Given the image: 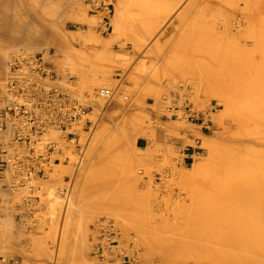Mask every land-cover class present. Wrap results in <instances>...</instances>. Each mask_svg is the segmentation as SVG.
<instances>
[{
	"label": "rangeland",
	"instance_id": "rangeland-1",
	"mask_svg": "<svg viewBox=\"0 0 264 264\" xmlns=\"http://www.w3.org/2000/svg\"><path fill=\"white\" fill-rule=\"evenodd\" d=\"M76 1L55 9L53 40L41 27L33 42L10 29L9 44L0 41L1 106L11 60L47 52L58 73L50 84L90 109L87 129L77 125L78 136L64 147L68 160L37 180L33 195L8 191L0 256L22 264H96L105 257L114 264H194L188 255L196 253L205 264H264V241L244 217L201 213L213 207L209 151L235 131L232 109L233 116L219 104L230 93L217 86L212 58L264 52V0H112L108 32L86 0ZM25 2L33 15L37 5ZM102 88L113 91L110 100L98 95ZM190 147L193 158L186 157Z\"/></svg>",
	"mask_w": 264,
	"mask_h": 264
},
{
	"label": "bare ground",
	"instance_id": "bare-ground-1",
	"mask_svg": "<svg viewBox=\"0 0 264 264\" xmlns=\"http://www.w3.org/2000/svg\"><path fill=\"white\" fill-rule=\"evenodd\" d=\"M8 1H4V6L1 4L3 10L0 13V37H4V39L2 38L4 41L2 39L0 40L2 42H5V40L9 42V40L5 38L8 36L9 29L11 33L20 38V40L33 42L37 38L38 29L41 27L46 28L48 31L46 34L47 38L53 40L54 36L52 35L56 32L52 34L51 26L53 24L51 19L54 14H58L55 13V9L59 8L57 6L60 4V8L62 4L64 6L66 5V8L76 6L75 4L73 6L75 0H30L32 1L30 2L31 6L37 5L38 7L32 15L25 0H18L15 3L11 2V4ZM25 4L27 6H25ZM182 13L183 12L178 15L179 19ZM81 14L79 13V15ZM183 16H181V18ZM78 17L81 19V16ZM93 17L97 21L98 16ZM105 30L104 27V31ZM11 41L12 40H10V42ZM8 42L7 44H9ZM49 43V41H45L44 46H47ZM254 43V46H256L257 43ZM198 48L201 49L200 46ZM199 51L200 53L197 52L199 53L197 54L199 57L206 56V53L204 54L201 50ZM255 52L257 58L255 57L252 59H244L241 57L236 59L230 57L231 59L228 58L226 62L221 59H214L215 57L212 58L214 75L219 78L218 81L216 80V83H218L217 86L220 85L221 90L230 93L225 96L224 99L221 97L222 94L220 93V97L223 100L219 98V104L223 106L224 112L229 115L231 113H228V111L232 109L234 118L231 117L233 116L232 114L229 117H231V119L233 118L235 131L229 133V136L227 133L230 131L226 133L228 138L225 139L223 144L221 143L222 145L217 151L211 149V153L213 154L209 151L210 158L213 159V164L212 169L207 172L210 173L205 180L209 185L208 188L210 187L211 189V193H209L211 196L209 199H211L210 203L213 201V207H211V209L205 208V210L203 208L201 212L203 216H201L244 217L247 221V227L252 229L247 230L254 231L258 234L256 236L260 237L259 241L262 242L264 241V59H262L264 52L259 48L256 49ZM45 54H47V52ZM108 57H105V59ZM208 57L211 58V56ZM201 59L202 58H200V60ZM216 77L214 78L216 79ZM214 83L215 82H213V84ZM0 104H2V100H0ZM227 127H224V129ZM230 127L232 128V125ZM209 144L207 143L208 146L206 145L208 149L209 146H211V143ZM211 147H213V145ZM213 149L215 148L213 147ZM56 165L55 167L61 166ZM53 171L55 172V170H52V173ZM49 173L52 174L51 172ZM205 176L207 177V174ZM201 184L202 187L205 185L204 182ZM210 189L205 190L210 191ZM207 196L209 197L208 194ZM206 209L208 211H206ZM260 232L262 235H259ZM62 238L65 237L63 236ZM188 257L192 259L194 264H205L196 253L189 254Z\"/></svg>",
	"mask_w": 264,
	"mask_h": 264
},
{
	"label": "built area",
	"instance_id": "built-area-1",
	"mask_svg": "<svg viewBox=\"0 0 264 264\" xmlns=\"http://www.w3.org/2000/svg\"><path fill=\"white\" fill-rule=\"evenodd\" d=\"M85 2L88 13L101 16L108 32L112 0ZM57 80L58 75L45 53L11 60L4 104L0 107V180L8 191L26 190L33 195L37 189L34 182L45 178L52 166L61 162L65 148L78 136L75 127L84 122V130L87 129L89 107L71 92L50 84ZM113 94L109 89L98 92L107 100ZM53 133L59 137L54 138ZM67 160L65 156L64 162ZM111 238L112 232L105 231L104 239L114 243ZM0 264H21V261L0 256ZM126 264L139 263L128 259Z\"/></svg>",
	"mask_w": 264,
	"mask_h": 264
},
{
	"label": "crops",
	"instance_id": "crops-1",
	"mask_svg": "<svg viewBox=\"0 0 264 264\" xmlns=\"http://www.w3.org/2000/svg\"><path fill=\"white\" fill-rule=\"evenodd\" d=\"M196 143H199V140H197ZM187 150L190 151L186 154L187 158H193L197 152L195 147H190ZM8 194V190L4 187L2 181L0 180V222L6 221L8 217V210L10 206ZM112 260V258L105 257L99 259L98 263L96 264H114L113 262H111Z\"/></svg>",
	"mask_w": 264,
	"mask_h": 264
}]
</instances>
